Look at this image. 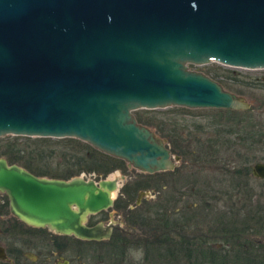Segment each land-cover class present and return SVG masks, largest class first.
I'll use <instances>...</instances> for the list:
<instances>
[{"label": "water", "instance_id": "95a60500", "mask_svg": "<svg viewBox=\"0 0 264 264\" xmlns=\"http://www.w3.org/2000/svg\"><path fill=\"white\" fill-rule=\"evenodd\" d=\"M209 62L264 69V0H0V137L75 138L140 172L171 171L180 157L134 111L249 109L189 68ZM251 173L264 179V162ZM118 180L37 176L0 156L9 212L83 240L110 237L86 221L113 206Z\"/></svg>", "mask_w": 264, "mask_h": 264}, {"label": "rangeland", "instance_id": "374dc122", "mask_svg": "<svg viewBox=\"0 0 264 264\" xmlns=\"http://www.w3.org/2000/svg\"><path fill=\"white\" fill-rule=\"evenodd\" d=\"M189 67L218 81L225 90L244 97L250 102V108L235 110L238 113L228 112L227 110L230 109L223 110V108L191 109L176 106L134 111L137 113L135 117L141 121L139 123L150 127L158 137L165 139L172 155L180 157L174 170L153 175L129 167L124 161L122 166H117L106 174L94 170L88 171L87 162H82L79 166L81 161L78 160H82L87 155L88 160L95 162L93 159L98 157L92 156L88 148L83 145L86 142L81 140L79 141L83 143L74 142L70 145L60 142L48 144L44 153L53 154L44 160V166L52 172L77 170L79 167L81 171L75 176L80 175L96 181L117 176L119 185L113 195V206L101 213H105L106 221L112 220L127 231L140 232L142 234L140 236L146 237L144 233H148V230L138 228L126 218L128 215L130 220L133 219L138 206L141 209L139 211H143L144 214H147L146 208L153 207V210L160 215V220L167 218L168 224L175 227L178 223L189 224L190 234L194 233L195 224L205 228L209 225L220 227L219 223L222 221L235 222L238 225L240 221H244L243 218L250 223V227H264V179L256 178L258 181L253 175L245 174L243 181L247 182L246 193L242 186L243 182L234 180V175L230 172L236 168H251L256 162H264V144L258 142L256 135L250 138L251 135L248 133L250 125L247 126L248 124L256 126L264 122V69L231 68L217 62H209L201 66L189 65ZM228 139L233 142V146L229 149L226 145H222ZM237 142L243 143L247 149ZM206 143H213V146L205 153H200L198 149ZM23 144L11 148L6 141H3L0 142V151L17 155L18 149L24 147ZM233 148L238 150L240 157L232 153L235 151ZM91 160L88 166L93 167ZM120 176L124 178L120 179ZM141 191L145 193L136 206L135 198ZM5 202L8 204L7 196L0 193V245L7 251L21 248L27 254H31L30 257L36 256L40 261L48 257L47 253L52 251L53 256H49L52 260L57 257L53 245L57 242L61 245V254L69 259V264H148L147 261L145 262L143 247H138L140 243H135L138 239L136 236L128 235L125 239L113 236L110 241L101 242L53 237V233L47 228L19 224L9 212L8 205L4 206ZM116 204L119 208H116ZM258 218L263 221L259 220L257 224ZM170 234L177 239L180 236L175 231ZM159 235L163 236L160 233ZM29 239L33 244L26 247L24 243ZM140 249L143 250V257L137 259ZM22 257L27 264H32L31 258Z\"/></svg>", "mask_w": 264, "mask_h": 264}, {"label": "trees", "instance_id": "16d2710c", "mask_svg": "<svg viewBox=\"0 0 264 264\" xmlns=\"http://www.w3.org/2000/svg\"><path fill=\"white\" fill-rule=\"evenodd\" d=\"M228 112H236L227 110ZM135 116L137 113L134 112ZM138 122L141 121L136 118ZM250 129L248 133L253 137L256 135L258 137V142L264 144V122L258 123L256 126L254 124H248L247 126ZM245 126V125H244ZM246 126V127H247ZM240 138V137H239ZM19 140V141H18ZM6 141L9 147H19L21 144L24 145L23 148H19V154H7L3 150L0 151V155H4L10 164L16 163L29 170L30 173H33L37 176H45L50 178H61L69 179L75 175H78L81 169L78 167L77 170H63L62 172H52L47 166H44V160L52 156V152L44 153V149L48 144L53 143H62L70 145V143H83L79 139L74 138H49V137H27V136H10L0 138V142ZM211 141V140H210ZM229 139L224 141L222 145H226L227 148L233 146ZM241 146L247 149L241 142ZM83 145L88 148L92 156L97 155V159H93V167L88 166V156L86 155L82 160H78L79 166L82 165V162H87L86 168L88 171H98L99 173L106 174L114 169L117 166H122L124 161L109 155L102 153L96 149H93L90 145L83 143ZM236 145V144H234ZM213 143H206V145H201L198 149L200 153H205L208 148H211ZM8 147V150H9ZM29 149V150H28ZM235 151L232 152L236 157H240V153L236 148H233ZM244 158V153H242ZM82 168V167H81ZM234 175V180L238 182L240 180L243 186V189L247 193V182L243 181L244 175H252L251 168H236L230 171ZM237 176V178H236ZM256 179V177H255ZM258 180V179H256ZM239 181V182H240ZM259 181V180H258ZM239 186V185H238ZM248 195V194H247ZM244 200V198H243ZM7 202L4 203L6 207ZM116 208H119L116 204ZM147 214H144L143 211H139L140 206L137 207L133 219L130 220V217L127 215L128 221L133 223V225L138 226L144 230H148V233H144V236L135 235V243H140L138 247H143L145 254V262L148 264H264V243L254 241L251 236H261L264 237V227H250V223L243 218L244 221H240L237 225L235 222H220L218 227L217 225H209L202 227L198 224L194 225L193 232L188 233L191 227L187 223H178L177 227L172 224H168L167 218L159 219V214L157 211L153 210V207L146 208ZM145 215H148L147 217ZM260 218V217H259ZM256 220V223H259L260 219ZM263 220H260L262 222ZM262 225V224H261ZM177 228V230H176ZM206 229V230H205ZM175 231L180 234L178 239L172 237L170 232ZM163 236L161 237L159 233ZM219 233V234H218ZM251 235V236H250ZM250 236V237H249ZM252 236V237H253ZM124 243V242H123ZM131 244V243H127ZM0 264H4L0 262Z\"/></svg>", "mask_w": 264, "mask_h": 264}, {"label": "flooded vegetation", "instance_id": "af4514ba", "mask_svg": "<svg viewBox=\"0 0 264 264\" xmlns=\"http://www.w3.org/2000/svg\"><path fill=\"white\" fill-rule=\"evenodd\" d=\"M174 170V169H173ZM172 171V170H171ZM165 172V171H163ZM158 173V172H157ZM154 175V174H153ZM96 181V180H95ZM138 198V197H137ZM137 198L136 201H135V205H139V203H137ZM107 210V209H106ZM102 211L96 213L98 216H95L96 214H91V215H88L87 217V221H86V225L87 226H94V225H97V224H103V225H109L110 226V229H111V234H110V237L107 238V239H100V240H83V239H79L73 235H63V234H58L54 231H52L51 233H53V237H62V238H73L77 241H84V242H101V241H110L112 239L113 236L115 237H118V238H122V239H125L126 236L128 235H132V236H135V235H142L140 232H131V231H127V229H124L122 226L118 225V224H115V222H113L112 220H109V221H106L107 217L105 215V213H101ZM18 223L21 224V225H25L27 227H30L29 225L23 223V222H19V220L17 219ZM36 228V227H34ZM46 228V227H45ZM48 229V228H47ZM51 231V230H50ZM50 241V240H48ZM54 241V240H53ZM51 241V242H53ZM25 246L26 247H30L32 243V241L29 239L28 241H26L25 243ZM55 248H56V251H57V257L53 258L52 260L50 259L51 256H53L54 253H52V251H49V253H47V255H49L48 257H45L46 258H42V260H38L36 258V256L34 258L30 257L31 254H27L23 249L21 248H14L12 249L11 251L10 250H5V248L0 245L5 253H6V256H7V260H2L0 258V262L4 263V264H27V262H25L22 258V256L24 257H29L31 258L30 260V263L32 262V264H48L49 262H51V264H61L63 263V261H68V264L70 263L69 259H67L66 257H64V255H62V248H61V245L57 242H55ZM41 254V252H38ZM29 264V263H28Z\"/></svg>", "mask_w": 264, "mask_h": 264}, {"label": "clouds", "instance_id": "9594fccd", "mask_svg": "<svg viewBox=\"0 0 264 264\" xmlns=\"http://www.w3.org/2000/svg\"><path fill=\"white\" fill-rule=\"evenodd\" d=\"M142 257H143V250L140 249V250H138V256H137V259H142Z\"/></svg>", "mask_w": 264, "mask_h": 264}, {"label": "bare ground", "instance_id": "6f19581e", "mask_svg": "<svg viewBox=\"0 0 264 264\" xmlns=\"http://www.w3.org/2000/svg\"><path fill=\"white\" fill-rule=\"evenodd\" d=\"M195 66H200V65H195ZM190 68V67H189ZM263 70V69H262ZM195 71H197V70H195Z\"/></svg>", "mask_w": 264, "mask_h": 264}]
</instances>
